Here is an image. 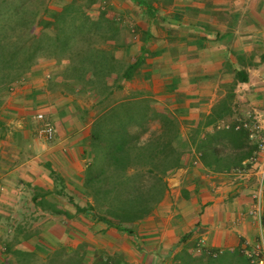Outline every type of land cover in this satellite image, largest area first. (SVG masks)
<instances>
[{
  "label": "rangeland",
  "instance_id": "1",
  "mask_svg": "<svg viewBox=\"0 0 264 264\" xmlns=\"http://www.w3.org/2000/svg\"><path fill=\"white\" fill-rule=\"evenodd\" d=\"M148 1L158 8L155 17L135 0H97L86 11L90 16L86 28L80 9L90 0H0V38L5 47L0 66L7 65L11 77L0 84V177L6 173L3 165H12L8 171L23 165L10 185L14 194L4 193L1 189L8 185L0 180V264H96L111 256L131 264H179L183 255L206 259L211 248L202 242L186 241L178 248L156 239L171 216L179 224V205L188 200V188L199 189L213 180L214 172L199 167L198 153L187 140L202 116L226 95L235 69L241 67L237 54L253 56L259 63L248 67L249 82L235 87L233 101L237 120L250 129L258 150L243 168L223 173L227 179L221 181L250 199L251 235L243 248L254 263L264 264V0ZM25 2L27 14L17 16L16 8ZM65 7H72L65 26L69 36L77 30L75 25H83L90 34L81 39L71 36L67 48L56 49L50 45L58 33L55 28L43 29L32 19L44 8ZM22 18L29 20L27 25ZM109 28L115 38L108 40ZM34 35L38 50L29 42ZM24 42L26 49L13 59V45L18 49ZM94 49L103 55V65L111 55L114 59L110 74L89 81L85 71L98 68L101 60L89 64ZM133 62L139 66L127 80L122 74ZM113 108L145 119L141 125H128L139 144L160 135L161 119L172 114L180 136L172 148L175 152L162 154L151 165L119 171L95 137L94 121H111L106 114ZM39 112L56 128L51 141L39 139L44 123L36 117ZM177 156L182 167L164 177L169 198L151 214L135 222H119L109 214L128 192L151 187L155 179L148 174L149 167L162 171L165 159ZM113 189L119 196L109 194ZM70 197L132 228L136 237L97 221L93 214L78 212Z\"/></svg>",
  "mask_w": 264,
  "mask_h": 264
},
{
  "label": "trees",
  "instance_id": "2",
  "mask_svg": "<svg viewBox=\"0 0 264 264\" xmlns=\"http://www.w3.org/2000/svg\"><path fill=\"white\" fill-rule=\"evenodd\" d=\"M96 1L97 0H90L86 8H82V11L80 9L83 21L87 20L84 25L86 28L89 22L88 20H90V16L86 11H89L97 3ZM135 1L151 16L155 17L158 14V8L153 6L148 0ZM27 8H29L28 2L19 5L15 10L17 16H20V14L22 15L23 12L27 14ZM70 8L72 7H65L62 11H51L48 8H44L42 15H40V13H34L33 15L34 18L32 20H35L43 29L54 27L58 32L56 34V39L50 42V45L52 44L51 46L56 49L59 47L67 48L70 44L69 38L71 36L81 39L90 34V32L86 34V32L83 31V25H75L77 30L69 36L68 32L65 30V26L67 25V18L71 12ZM48 15L50 19L45 17ZM101 16L102 18L106 17L105 13ZM21 20L25 22L26 25L28 24L27 22H29L26 18H22ZM105 21L109 22V19ZM110 28L112 29V27ZM110 28L107 30L108 40L115 38V36L109 32L111 31ZM35 40L38 42L36 35L29 39V42L33 43L34 50H38L40 47L39 45L35 47ZM18 43L19 40L14 42L16 45ZM25 44V42L22 43L18 49L16 47L14 48L13 45V49L11 50V56H13V59L26 49ZM4 49V42L2 38H0V63L5 62ZM27 50H29V47H27ZM144 51L148 52L147 48H144ZM98 53L99 50L94 49L90 62L88 57L84 58L85 53L81 52V56L83 55L82 58L87 60V63L89 62V64L93 66L98 62V59L100 60L103 57V55L100 56ZM106 57L108 58L107 55ZM236 57L238 63L241 64V67L235 69L233 75L234 80L232 83H229L226 95L212 106L209 113L202 116L187 140V144L194 148V151L198 153V158L202 166L214 173H225L243 168L258 150V145L251 141L252 133L250 129L245 127L244 124L239 123L237 120L238 118L236 116V111L234 110L233 101L235 99V87L239 83L249 82L250 74L248 67H256L259 63L254 61L253 56L247 58L243 54H237ZM108 59H110V62L105 65H103L101 59L98 68H92L90 71H85V75L87 73L90 74L88 78L89 81H93L96 76L98 77L101 73L104 75L111 73V61L114 59V56L111 55ZM261 62H264V53L261 55ZM138 66L139 65L136 62L130 63L122 74L123 78L131 80L134 77ZM74 70H77L76 67H74ZM7 71V65L3 67L0 66V84L7 82V79L11 78ZM119 87H121V85H119ZM120 108L124 109L122 106H120ZM106 115L111 116L112 120L101 124H99L100 119L94 121L97 126L95 137L99 143L102 142L103 145H101V147L104 148L105 152L119 171L128 172L129 168L136 164L151 165V163L158 159L162 154H172L175 152L172 148L174 142L179 139L180 136L178 128L174 123L176 118L173 117L172 114H166L164 119H161L163 120L162 122L164 125L160 135L157 137L152 136L146 142L141 144H139V141H134V138L129 133L128 125L133 123L141 125L145 119L138 120V118L130 117V115H122L117 113L116 108L111 109ZM221 123H223V126H220ZM105 127L107 128L106 130H104ZM172 160L169 158L165 159L167 165L164 170L159 172H156L149 167L148 174H151L155 179V182L151 187L146 190L141 189L128 192L125 195V200L122 201V205L117 209H115L116 207L114 209L109 208V214L112 217L118 218L120 220L119 222H135L139 219L143 220L151 214L158 204H161L164 200L169 198V190L164 177L172 171L182 167L181 157L177 156ZM109 194L119 196L115 189L110 191ZM70 202L75 205L78 212L93 214L97 221L104 222L110 227H115L119 231H123L136 237V233L132 228L123 226L122 223H116L112 218L95 213L94 208L92 207H84L75 203L72 197H70ZM55 211L57 213L63 212L60 209H55ZM192 234V232L188 233L182 238V240H186L187 237ZM179 258V264H256L253 259L245 253L243 247H239L233 252L211 249L206 259L203 257L195 258L191 255H188V257L183 255ZM96 264L131 263L120 256H111L107 258L102 257L96 262Z\"/></svg>",
  "mask_w": 264,
  "mask_h": 264
},
{
  "label": "crops",
  "instance_id": "3",
  "mask_svg": "<svg viewBox=\"0 0 264 264\" xmlns=\"http://www.w3.org/2000/svg\"><path fill=\"white\" fill-rule=\"evenodd\" d=\"M198 165L202 166L201 162ZM11 166L3 165L1 169L6 173H1L0 177L1 182L9 187L4 186L1 190L9 195L14 194L10 185L16 183L15 175H19L20 168H23V165H20L8 171ZM24 174L26 176L27 172ZM212 175L213 180L200 185L199 189L196 186L188 188L190 192L188 200L179 205V224L174 223L171 216L166 221L161 236L156 239L158 244L179 248L186 241H199L208 248L229 251L244 247V240L250 242L251 227L247 214L250 210V199L240 191H232L233 188L227 181H221L227 174ZM191 232L193 234L183 241L182 238Z\"/></svg>",
  "mask_w": 264,
  "mask_h": 264
},
{
  "label": "built area",
  "instance_id": "4",
  "mask_svg": "<svg viewBox=\"0 0 264 264\" xmlns=\"http://www.w3.org/2000/svg\"><path fill=\"white\" fill-rule=\"evenodd\" d=\"M36 117L40 120L43 121V125L41 126V128L38 131V136L39 139L44 140V141H51L55 135H56V128L55 126L50 123V122H45L44 121V113L39 112Z\"/></svg>",
  "mask_w": 264,
  "mask_h": 264
}]
</instances>
